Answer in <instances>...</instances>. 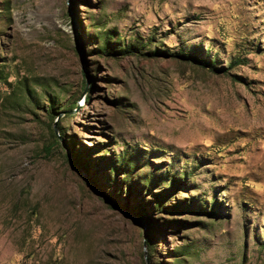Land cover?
I'll return each mask as SVG.
<instances>
[{
	"label": "rangeland",
	"instance_id": "obj_1",
	"mask_svg": "<svg viewBox=\"0 0 264 264\" xmlns=\"http://www.w3.org/2000/svg\"><path fill=\"white\" fill-rule=\"evenodd\" d=\"M0 264H264V0H0Z\"/></svg>",
	"mask_w": 264,
	"mask_h": 264
},
{
	"label": "trees",
	"instance_id": "obj_2",
	"mask_svg": "<svg viewBox=\"0 0 264 264\" xmlns=\"http://www.w3.org/2000/svg\"><path fill=\"white\" fill-rule=\"evenodd\" d=\"M208 62L211 64V60L201 59V60L199 61V64H200V65H205V64L208 63ZM84 99H86L85 96H84ZM71 106H74V103H72ZM52 134H53V136H54L56 139L58 138V135H56V132L53 131ZM208 212H210V210H209ZM135 216H136L137 218L141 219V218L143 217L142 211H141V212H140V211H139V212H136V213H135Z\"/></svg>",
	"mask_w": 264,
	"mask_h": 264
},
{
	"label": "water",
	"instance_id": "obj_3",
	"mask_svg": "<svg viewBox=\"0 0 264 264\" xmlns=\"http://www.w3.org/2000/svg\"><path fill=\"white\" fill-rule=\"evenodd\" d=\"M59 115V114H58Z\"/></svg>",
	"mask_w": 264,
	"mask_h": 264
}]
</instances>
